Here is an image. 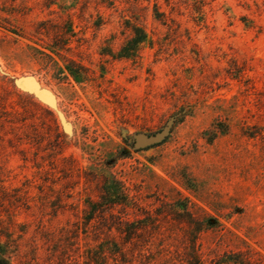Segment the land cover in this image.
Instances as JSON below:
<instances>
[{"label":"rangeland","instance_id":"rangeland-1","mask_svg":"<svg viewBox=\"0 0 264 264\" xmlns=\"http://www.w3.org/2000/svg\"><path fill=\"white\" fill-rule=\"evenodd\" d=\"M0 251L264 264V0H0Z\"/></svg>","mask_w":264,"mask_h":264},{"label":"trees","instance_id":"trees-1","mask_svg":"<svg viewBox=\"0 0 264 264\" xmlns=\"http://www.w3.org/2000/svg\"><path fill=\"white\" fill-rule=\"evenodd\" d=\"M197 1L202 2L205 0H197ZM129 27L131 29V37L122 46V52L120 54V56H124V57L134 56L135 53L139 50L140 46L149 40V35L142 26L137 24H131L129 25ZM115 192H116V197L124 194V191H122V189L120 188H117ZM127 226H128L127 232L129 234H132V231L134 230L132 224H128ZM100 254H102V252ZM100 254L99 253L92 254L90 256L91 261H93L94 264H107L106 259L104 260V258ZM0 264H12L8 256H6L5 253L2 251H0Z\"/></svg>","mask_w":264,"mask_h":264},{"label":"water","instance_id":"water-1","mask_svg":"<svg viewBox=\"0 0 264 264\" xmlns=\"http://www.w3.org/2000/svg\"><path fill=\"white\" fill-rule=\"evenodd\" d=\"M143 141H144V142H149V141H150V139H147V138H146V139H144Z\"/></svg>","mask_w":264,"mask_h":264}]
</instances>
